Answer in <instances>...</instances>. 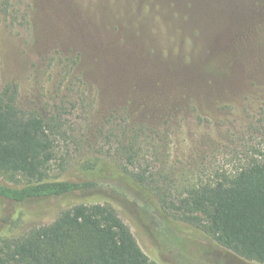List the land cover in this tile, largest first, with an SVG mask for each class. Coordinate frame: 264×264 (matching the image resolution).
<instances>
[{"label": "rangeland", "instance_id": "obj_1", "mask_svg": "<svg viewBox=\"0 0 264 264\" xmlns=\"http://www.w3.org/2000/svg\"><path fill=\"white\" fill-rule=\"evenodd\" d=\"M9 83L58 134L50 176L100 178L152 263L261 264L159 213L110 169L152 178L158 207L157 189L179 199L264 151V0H0ZM99 194L0 198V237Z\"/></svg>", "mask_w": 264, "mask_h": 264}, {"label": "trees", "instance_id": "obj_2", "mask_svg": "<svg viewBox=\"0 0 264 264\" xmlns=\"http://www.w3.org/2000/svg\"><path fill=\"white\" fill-rule=\"evenodd\" d=\"M18 100L17 85L0 89V198L21 205L87 193L106 199L75 204L20 237H0V264H155L103 193L100 178L50 176L58 134ZM110 171L159 213L196 227L242 259L264 264V151L251 155L234 173L190 187L179 199L157 189L158 207L151 195L152 178L119 168ZM118 194L130 204L131 199L139 203L132 194Z\"/></svg>", "mask_w": 264, "mask_h": 264}]
</instances>
